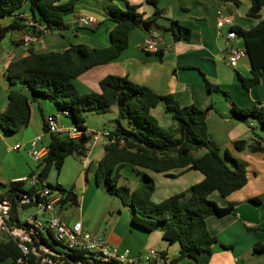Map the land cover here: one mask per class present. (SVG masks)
I'll list each match as a JSON object with an SVG mask.
<instances>
[{"label":"trees","instance_id":"16d2710c","mask_svg":"<svg viewBox=\"0 0 264 264\" xmlns=\"http://www.w3.org/2000/svg\"><path fill=\"white\" fill-rule=\"evenodd\" d=\"M77 1L0 0V18H10L8 23L0 24V40L12 30H22L23 33L39 35L41 38L47 32L69 29L72 23L67 22V17L75 16ZM97 1L100 2L106 20L113 24L107 33L106 46L90 47L83 43H71L60 51H34L30 47L28 54L9 62L4 70L7 89L6 103L0 110L1 132L14 133L25 126L29 120L30 104L34 103L41 117L42 132L49 136L41 162L33 171L36 174L34 184L25 180H14L6 184L0 182V199L6 198L9 203L7 227L23 228L31 239V242H23L28 248L23 253L17 238L0 233V264H16L18 259L24 264H47L29 250L31 245L37 246L36 240L57 255L44 254L51 260L61 262L58 264H122L114 259L103 261L93 252L80 248H66L49 228L41 230L18 217L19 209L37 207L41 203L42 197L37 191L42 188L59 194L56 203L60 211L77 206V196L72 187L65 188L58 183L48 182V172L51 168L58 172L69 155H85L87 145L91 144L85 127V113L101 114L112 106L116 107V116L113 127L108 129V139L113 141L103 144L102 155L96 162L94 172L96 181L101 179L108 194L118 197L131 207L133 226L147 232L159 230L169 244H178L179 253L170 263L188 257L194 264H208L211 246L216 238L208 231L206 219L209 216L230 214L235 206L231 202L220 206L209 196L217 192L226 197L244 187L248 180L247 163L229 150H222L212 139L206 122L212 104L205 108L194 104L180 105L172 94H157L145 85L136 84L128 77L116 74L101 77L97 82V91L82 94L76 91L74 78L93 66L118 58L128 46V35L132 29L141 28L148 32L158 26L156 21L161 17L159 9L152 16L145 17L136 5L126 4L125 8H121L114 0ZM220 1L239 4L238 0ZM263 8L264 0H250L246 15L259 19V22L249 29L231 27L242 39L250 65L247 77L237 74L245 90L256 85L264 76ZM27 19L31 24H27ZM169 21L176 27V30L171 29L174 40L190 38L189 27ZM38 26L45 32L37 30ZM77 28L74 25V29ZM155 53L162 56L160 51ZM203 78L207 83L204 75ZM207 85L221 91L230 101L229 94L218 85ZM43 100L53 107L55 113L49 116L54 121L66 118L70 127L78 130L79 134L69 137L64 132L49 131L46 116L42 115L39 106V101ZM160 104L163 105L164 113L169 115L173 123L171 126H162L153 115L152 109ZM230 111L234 118L247 124L252 120L257 121L264 129V107L260 103L239 107L231 102ZM249 127L251 136L234 141V148L264 154V138L254 132V126ZM120 139L123 143L119 142ZM124 166L136 169L139 183L133 189L126 183H120V169ZM174 170L177 172H172ZM189 170L200 172L203 178L184 191L159 201L152 200L156 186L146 171L176 178ZM24 197L27 201H21ZM261 198L254 197L251 201L258 203ZM254 251L263 252L264 246L257 243ZM164 253L161 252L165 257Z\"/></svg>","mask_w":264,"mask_h":264},{"label":"crops","instance_id":"0c3cea01","mask_svg":"<svg viewBox=\"0 0 264 264\" xmlns=\"http://www.w3.org/2000/svg\"><path fill=\"white\" fill-rule=\"evenodd\" d=\"M81 1L82 3L78 5ZM74 7L75 16H68L67 22L72 23L69 29L57 32H47L35 43L24 45L21 42L22 30H12L5 34L7 40H0V110L6 103V82L4 70L9 62L28 54V48L34 51L63 50L71 43H83L90 47H103L108 44V36L98 38L96 35L90 37V41L84 42L78 39L80 28L87 27L96 33V27L107 21L100 2L97 0H78ZM121 8L126 4L136 5L138 11L145 17L153 15L156 9L161 10L160 18L157 19L154 29L160 35L155 51L144 50L141 46L147 31L141 28L132 29L128 35V46L111 62L93 66L73 79L74 85L79 86L81 93L97 91L98 80L107 74L126 76L136 84L145 85L157 94H172L180 105L194 104L205 108L212 104L206 118L207 127L212 139L222 149L229 150L234 156L247 163V183L241 189L226 197L213 192L210 194L219 197L214 199L220 206L229 202L235 206L247 202L254 197H262L256 207L259 211V223L253 224L240 219L238 214L230 213L222 217L209 216L206 219L207 228L216 242L211 246L210 264H264V251H254L255 244L264 246V154L250 152L247 149L236 150L233 142L238 139L249 138L251 131L249 126H254V132L264 138V129L257 121L249 124L232 116L230 104L234 102L239 107L264 104V76L260 81L245 90L241 87L237 74L247 77L250 65L246 57L241 58L235 66L227 62L226 34L232 26L244 29L254 27L259 19L246 15L250 0H238L239 4L233 2H222L220 0H114ZM77 5V6H76ZM24 11V10H23ZM232 19L231 26L217 27L219 12ZM79 15L93 16L97 23L95 26H81L74 23ZM261 18H264V8L261 10ZM9 17L0 18V24H6ZM176 21L182 26L189 27L191 36L188 40L173 39L171 29L176 30L171 21ZM110 22V21H108ZM111 23V22H110ZM78 28L74 29V25ZM113 26V24H112ZM111 25H105L108 33ZM95 30V32H94ZM229 45L242 46V39L238 36ZM162 52L158 56L155 52ZM211 86L218 85L221 90L226 91L230 101L221 92L209 88L204 81L203 75ZM43 116L55 113L53 107L46 101H39ZM162 113L163 105H157L152 109L154 112ZM111 112L116 116V107L101 114L85 113V127L87 131L95 128L110 129L114 125V118L107 116ZM164 113V112H163ZM93 115V116H92ZM165 115V114H164ZM89 116L97 121L92 125ZM156 117V116H155ZM157 118V117H156ZM65 119V120H64ZM158 119V118H157ZM107 121L105 123L104 121ZM58 124L70 127L69 120L60 118ZM168 121L167 126H171ZM40 139L34 144L45 145L48 141V133L42 132V122L37 112L36 104H30L28 123L14 133H2L0 130V182L6 184L28 176L35 170L34 160L27 156L25 150L36 136ZM20 144L18 149H13L14 144ZM104 139L100 138L95 143L87 145V151L83 156H67L59 171L56 172L54 183L62 187H72L77 196V206L68 207L61 211L69 222L78 220L83 229L92 234L100 235L107 243L115 246L119 252L128 250V256L135 258L144 254L148 249L155 248L160 253L165 252L167 264H194L193 260L185 257L175 263L170 261L177 257L179 246L177 243L169 244L162 238L161 231H144L131 224V207L125 205L121 199L108 194L101 179L96 181V162L102 155ZM70 158V160H67ZM68 161V162H67ZM126 167V166H124ZM130 167V166H127ZM135 174L136 169L130 167ZM63 171L62 176H58ZM147 172V171H146ZM174 173L177 170L172 171ZM148 173V172H147ZM134 174L133 183H127L133 189L139 183L138 175ZM162 174V173H161ZM150 175V174H148ZM164 178L167 176L162 174ZM188 175L189 178H182ZM151 176V175H150ZM153 178V176H151ZM183 179L184 183L177 191L170 189L156 195L152 194L153 201H159L171 194L188 189L192 184L200 181L203 176L196 170H189L177 177ZM154 179V178H153ZM173 192V193H170ZM213 199V196H212ZM234 206V207H235ZM36 212L31 216L22 218L24 220L34 217L39 220H47L48 215L36 207ZM73 209V211H69ZM69 211L71 214L67 216ZM252 227L251 229H248ZM208 263V264H209Z\"/></svg>","mask_w":264,"mask_h":264},{"label":"built area","instance_id":"2783aa9c","mask_svg":"<svg viewBox=\"0 0 264 264\" xmlns=\"http://www.w3.org/2000/svg\"><path fill=\"white\" fill-rule=\"evenodd\" d=\"M23 16V15H20ZM27 24H31V22L27 19ZM76 24L81 26H95L97 21L93 16L90 15H79L75 18ZM232 19L230 16L225 15L222 11L219 12V17L217 20V27L221 28L223 26H231ZM37 30L45 32V30L38 26ZM39 36V35H38ZM37 35L25 33L21 36V42L24 45H28L30 43L36 42L40 37ZM238 36L235 31L229 28V31L226 34V44H227V62L231 66H235L237 62L246 57L245 49L243 47L229 45L231 41H233ZM160 40V35L156 29L151 28L148 30V35L144 38L141 46L144 50L147 51H155L157 47V43ZM260 106L264 107V104H260ZM45 121L48 125V130L53 132H64L69 137H74L79 134V131L74 127H64L54 121L49 115L46 116ZM90 142L95 143L100 138L104 139V142L113 141L112 139H108V134L110 131L105 128H98L94 130L87 131ZM40 136H36L30 142L28 148H26L25 152L27 156L31 157L35 164L41 162V159L45 153V146L40 144L36 146L34 142L38 141ZM120 143H123V140H119ZM20 144L16 143L12 146L13 149H18ZM18 180H25L29 184H34L36 182V174L35 172H31L28 176L20 178ZM1 192V189H0ZM39 196L42 197L41 203L38 204V209L48 215L47 220H39L34 217H29L26 219V222L32 224L34 227L39 229L49 228L53 234V236L61 242L63 246L66 248H80L89 252H93L103 261H108L114 259L122 264H166V258L162 256V254L156 250L155 248L148 249L144 254L139 255L135 258H130L128 256V250H124L119 252L118 249L107 243L105 239H103L100 235L92 234L89 231L82 228L80 221L75 220L69 222L67 218L61 214L59 210L58 204L56 203L60 196L56 191L50 192L47 188H42L37 191ZM21 201H27V198L24 197ZM8 208L9 203L6 198L0 199V233H5L12 238H17L19 240L18 246L23 253L28 251L26 245L23 242H31L29 234L20 227H7L6 219L8 217ZM33 231V229L31 228ZM37 241V246L31 245L29 250L34 253L36 256L40 257V261L47 264H58L61 263L57 260H51L44 254L55 255L52 250L45 244L41 243L39 240ZM16 264H24V262L20 259L16 261ZM81 264V263H76Z\"/></svg>","mask_w":264,"mask_h":264},{"label":"rangeland","instance_id":"374dc122","mask_svg":"<svg viewBox=\"0 0 264 264\" xmlns=\"http://www.w3.org/2000/svg\"><path fill=\"white\" fill-rule=\"evenodd\" d=\"M79 2V1H78ZM82 2L80 1L79 3H78V5L79 4H81ZM77 6V5H76ZM25 9V7H23V10ZM111 25L112 26V23H110V22H108V21H102L97 27H96V29L95 30H97V32L96 33H93V30H91V29H89V28H87V27H84V28H80L79 29V32H80V35H79V37H78V39L80 40V41H84V42H88V41H90V37H88V35H91V36H94V35H96L98 38H103V37H105L106 35H107V32H105V25ZM95 30H94V32H95ZM7 38H8V36H6V37H4L2 40H7ZM73 84H74V82H73ZM76 85V84H75ZM74 85V86H75ZM75 89H76V91L79 93V94H82L81 92H80V90H79V86L77 85V86H75ZM46 102H48V101H46ZM48 104H50L49 102H48ZM160 105H162V104H160ZM113 108H115V106H113ZM164 111H162V113H158V111H155L154 112V114H155V116L158 118V121H159V123L162 125V126H164V127H167V123H168V121H170L171 122V119H170V117H169V115L168 114H166V113H163ZM165 114V115H164ZM107 116H110L112 119L115 117V115H113L111 112H107V114H106ZM93 116V115H92ZM89 118V120H91L92 121V125L93 126H96V124H98L97 123V121H95V120H93L94 119V117H91V116H89L88 117ZM65 120V119H64ZM105 123H107V121L105 120L104 121ZM96 129V128H95ZM67 160H70V158H68ZM68 162V161H67ZM148 172V174H150L151 176H153V178H154V180L156 181V183H157V191H156V195H153L154 196V198L155 199H158V197H159V194H160V192H162V191H165V192H167V191H169L170 189H173V190H175V191H177L178 189H179V187H181L182 185H184V183H181L182 182V180L183 179H177V177L176 178H171V177H168V179H166V178H164L163 177V175L161 174V173H154V172H151V171H147ZM134 172H132L131 171V169H130V167H122L121 169H120V183H125V182H129V183H133L134 182V180H135V177H134ZM63 175V171H60L59 172V174H58V176H62ZM136 175V174H135ZM56 171L53 169V168H51L50 170H49V172H48V175H47V181L48 182H50V183H54V181H55V178H56ZM182 178H189L188 177V175L186 176V177H182ZM154 181V182H155ZM170 193H173V192H170ZM215 194H218L217 192L215 193ZM158 196V197H157ZM212 196H213V200L215 199H218L219 200V197L217 196H215V195H211V199H212ZM214 200V201H215ZM36 207H33V206H31V207H27V208H25V209H19V211H18V217H19V219H22V218H26L27 216H31L34 212H36ZM69 211H73V209H70ZM69 211L66 213V215L67 216H70L71 217V214L69 213ZM210 264V263H209Z\"/></svg>","mask_w":264,"mask_h":264},{"label":"water","instance_id":"95a60500","mask_svg":"<svg viewBox=\"0 0 264 264\" xmlns=\"http://www.w3.org/2000/svg\"><path fill=\"white\" fill-rule=\"evenodd\" d=\"M232 212L238 214L240 219L245 222L253 224L259 223L258 208L256 207V203L251 200H248L247 202H242L237 206L233 207Z\"/></svg>","mask_w":264,"mask_h":264}]
</instances>
